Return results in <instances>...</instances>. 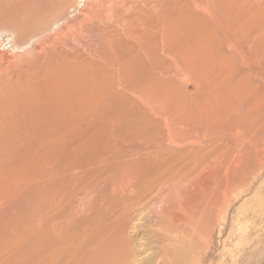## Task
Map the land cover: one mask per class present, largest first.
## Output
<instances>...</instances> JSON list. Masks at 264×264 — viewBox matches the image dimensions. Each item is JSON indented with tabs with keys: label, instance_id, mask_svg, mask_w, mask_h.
<instances>
[{
	"label": "rangeland",
	"instance_id": "1",
	"mask_svg": "<svg viewBox=\"0 0 264 264\" xmlns=\"http://www.w3.org/2000/svg\"><path fill=\"white\" fill-rule=\"evenodd\" d=\"M112 6L122 22L114 24ZM91 9L94 14H89ZM154 12L161 15L153 20L170 27L175 44L163 48L160 33L153 48L147 47L151 52L146 49L150 54L135 49L125 54L128 62L121 66L111 61V47L100 49L107 40L103 33L115 29L113 38L123 36L137 18L140 34L147 23L142 13L156 17ZM165 13L170 18L164 19ZM103 19L112 25L107 32ZM175 27L183 28L186 36L194 32L196 38L193 34L183 43ZM155 76L170 81L159 82ZM8 120L19 121L21 127ZM190 128L192 133L200 130L192 146L214 150L211 166L189 178L188 188L202 201L197 200L195 210L204 193L219 192V198L217 205L211 199L217 207L205 211L192 243L181 229L172 238L171 253L162 257L166 264H264V0H0V264H87L91 259L88 264H93L103 254L107 231L102 225L94 226L98 233L93 225L86 227L75 212L68 214L60 237L48 222L51 197L60 190L75 192L74 168L96 157L111 137H118L116 144L125 147L118 152L123 153L133 144L142 146L128 138ZM48 171H55L52 183ZM55 185L62 189H50ZM148 226L133 236L136 246L147 238L135 253L137 264H157L164 246L151 234L162 230ZM63 239L65 253L59 246ZM6 245L15 247L9 251ZM93 245L98 248L96 260L89 255Z\"/></svg>",
	"mask_w": 264,
	"mask_h": 264
},
{
	"label": "bare ground",
	"instance_id": "2",
	"mask_svg": "<svg viewBox=\"0 0 264 264\" xmlns=\"http://www.w3.org/2000/svg\"><path fill=\"white\" fill-rule=\"evenodd\" d=\"M243 2H245V1H243ZM257 3L260 4L259 2H257ZM86 6H87V4H85V8H87ZM102 7H104V6L102 5ZM102 7H100V8H102ZM88 8H89V5H88ZM123 8H125V7H123ZM112 9H114L113 6L110 10H112ZM135 9L137 10V8H135ZM94 10H95V8L93 9V11ZM107 10H109V9H107ZM95 11L98 12V10H95ZM103 11L105 14V10H103ZM117 11H119V10H116L115 14H113V10L110 11V12H112V15H111V13H109L107 11L111 15L110 17L113 18L112 20L116 19L114 21V24H115V22L118 23L119 20L121 21V19H119L120 16L118 18L119 20L117 21V15H116ZM87 12H89V11H87ZM91 12H92V9L90 10L89 14H91ZM101 12L99 11V13H101ZM107 12H106V14H107ZM260 12H262V11H260ZM92 13L94 14V12H92ZM79 14H80V12H79ZM81 14H83V13H81ZM89 14H84V17L85 18L89 17ZM165 14H163V15H165ZM160 15L158 14V12H156V13L154 12V16H156V17H153V15L151 16V15H148V14L146 15V14L142 13L141 16H144V21L147 22V23H145V22L143 23V28L141 27L142 25L140 26L143 29V32H140V34L136 33L137 24H138L135 22L137 20V18H136L135 21H133V22L130 21V23L131 22L132 23L131 24L129 23L130 24V26L128 28L129 30L126 31V33L124 32L123 36H118L117 38H113V36L110 35V33L115 31V29L113 30L114 27L111 29V30H113L112 32H110V30H108L109 32L106 31L105 28H108L112 25L109 24L110 25L109 26V25H107V23H105V21H104L105 16H104V19H103L104 24L102 26L104 27L103 31H105L107 33L106 34L103 33V34L105 35L104 36L105 38L107 37V40L105 41V43L103 42L100 45V47H101L100 49H102L104 44L107 48L111 47L110 51H111V49H112V51L108 52V54L111 58V61L115 62L121 66V64L123 65L124 63L128 62L127 60H125V54H128V53H130V52H132L138 48L141 51L146 50V49L150 48L151 46L153 48V45H155L153 43L154 38L159 36L160 33L162 34L161 35L162 38H164L163 39L164 43L162 42L163 48L167 47V45H168L167 43L171 42L172 45L175 44L174 43L175 38H174V40H172L173 36H171L172 39L169 37L170 36L169 33H172V32H170V30H171L170 27L164 25L165 23L163 24L162 27H159L157 25V22L155 23V21L153 20L154 18L159 19ZM163 15H162V17H164ZM258 15H259V13H258ZM93 16L96 17L95 15H93ZM141 16H140V19L142 18ZM165 16H166V18H164V19H167L170 15L166 14ZM94 17L92 19H95ZM171 18H173L172 20H174L176 17H171ZM178 18L179 17H177L175 21L183 20L182 18H179V20H178ZM108 21H110V18ZM141 21L143 22V20H141ZM138 22L140 23V21H138ZM190 22H186V23H190ZM124 24L126 25V23H124ZM67 25L69 26L70 24H67ZM173 25H176V24H173ZM118 26H119V24H118ZM121 26H124V25H121ZM82 27H84V26H82ZM97 27H99V26H97ZM190 27H191V29L193 28V26H191V25H190ZM120 28H122V27H120ZM125 28H124V30L127 29V28L126 29ZM139 28H138V30H139ZM175 28H177V27H175ZM181 29L183 30V28H181ZM184 29H186V28H184ZM101 30L99 29V32ZM182 30H179V31H181L180 33H182L181 36H183V38L181 37V40L184 41L183 43H186L190 39V38L188 39V37L192 36L194 34V32H192L190 30L191 33H193V34H190V32L187 30V32L190 35L186 36V34L183 35L185 32H182ZM103 31H101V32H103ZM174 31L177 32L176 29H174ZM106 35H110V36H106ZM195 36H196V34H194V36L192 38H196ZM104 37L102 39H104ZM168 38H170L171 40L169 39V41H168ZM199 38H200V36H199ZM132 39H136V40H138V42L135 44L131 41ZM209 39H211V38H209ZM166 40L168 42H166ZM196 40H198V39H196ZM200 40H201V38H200ZM196 42H199V40ZM206 42L207 41L204 42L205 45L202 42L204 46H206ZM210 42H212L211 44H213V41L210 40ZM210 42H208V43H210ZM187 44H188V42H187ZM196 45L198 46V44H196ZM178 46H179L178 49H180V44H177V47ZM183 46H185V45H183ZM186 46H188V45H186ZM201 46L202 45L200 44V47ZM175 47L176 46L174 45L173 48H175ZM181 48H182V45H181ZM189 48H191V47H189ZM171 49H170V51L168 50L169 53L171 52ZM183 49L185 50V48H182V50ZM148 50H146V51L150 54L151 50H149L150 52ZM174 50H176V49H173V51ZM164 52H166V51H164ZM124 60L126 62H124ZM158 70H159V68L157 69V71ZM160 71L161 70H159V72ZM159 75H161V74H159ZM167 75H170V73ZM160 77L161 76L156 77V80H158ZM214 77H216V76H214ZM216 78H214V80ZM163 79H164V77H163ZM167 79H168V77H166V80ZM160 80H161V78L159 79V82H160ZM168 80L166 82L170 81V80L169 81ZM162 82L164 83L165 80ZM148 88H150V87H148ZM151 91L152 90L149 89V92H151ZM17 96H19V95H17ZM222 103L223 102H221V104ZM19 114H20V112H19ZM13 121L15 123H13ZM13 124L17 125V124H19V121L10 120L9 125H13ZM6 125H7V122L4 126H6ZM13 126L15 127V125H13ZM19 126L20 125H17V127H19ZM24 126L25 125H23V127ZM17 127H15V128H17ZM24 131L27 132V130H24ZM192 132H193L192 128H190L186 132L180 131L179 133L177 132V130L174 129L169 134H167V136H165L166 134L164 135L161 133L159 136H150V137L149 136H141L140 138L139 137L138 138H136V137L130 138V139L128 138L127 140L131 141V143L140 142L142 144V146L141 145L138 146V145L133 144V146L131 148L125 149V151L123 153L118 152V150H122L125 148V147H121L119 144H116L115 141H116V139H118V137L115 138L114 140H112V137H111V139L107 143L105 141L106 145L104 146L103 149H101L100 152H98L96 157H94L90 160H87L84 163L77 165L74 168L72 175L78 179V184L76 187H74V188H77V190L75 189L76 190L75 192L70 193L67 190H60V189H62V188H60V186H62V185H60L61 181L58 180L59 181L58 183L60 185V186L58 185L60 188L58 190H60V191L56 192L57 193V195L55 194L56 196L52 193L54 195V197L53 196L51 197L52 200L50 202V206H49V204L47 205L50 207V211H49L50 213L48 215V222L52 225L53 230L55 232L56 231L59 233L61 232L60 237H62V235L64 233L63 232L64 228L66 227L65 226L66 222L69 221V220L67 221L68 214H71V213L74 214L75 212L76 213L78 212V214H79L78 216L83 217L82 219H84V220H82V222L84 223V225H86V227H88L90 224L93 225V227L95 225H100V227L103 226L104 229L107 231V236L104 238L105 240H104V243L102 244V248H101L102 251L100 252L103 254H101L97 258V261H94L93 264H137L135 253L140 251L138 248L144 247L143 245H145V244H143V243H145V240H144L145 236H143V238L141 239V242L138 246L135 245L136 242H134L133 236L134 235L137 236L142 231V227L144 225L145 226L147 225V227H149L148 224L150 226L152 224L154 226V228H160L163 232L162 233L160 231H157L156 229H154V230L150 229L151 234L154 235V237L156 238V242H159L161 244L163 243L162 245H164L162 247V249H160L162 251H161V253H159V254H161L160 258L159 259L157 258L158 259L157 264H166V260L162 256L166 257L171 253L170 247L172 245V240H173L172 238L174 236H177L176 233L179 232V230L184 229L187 233V236H188V237H186L188 239L187 241L189 244H191L192 243V236L194 235L196 228L198 227V231H201L200 223H201V221H203V219L205 217H207L205 214V211H207V210L210 211L212 208L216 209V207H217L216 206L217 205L216 200L219 198V196H218L219 192H216L213 194H211L210 192H208V194L204 193L206 195L204 198V202L199 204V209L195 210L196 203H198L197 202L198 198L196 197V195L195 196L193 195V193L191 191L192 188H190V189L188 188L189 178L192 176L194 171L197 170V172H198V170H200L201 167H203V169H204V168L211 166L210 162H212V161L210 158L213 155L214 150L208 149V150L204 151L201 148L196 147L195 145L192 146L191 143L195 139L194 134H196L197 132L200 133V130L198 129L195 133H192ZM15 136L17 137V135H15ZM202 138H204V137H202ZM101 140H103V139H101ZM168 140L170 141V143H169L170 146L165 145L166 141H168ZM181 141H184L183 147H177V143L181 142ZM55 147H56V145H55ZM83 150L80 153H86V152H83ZM86 150H88V149H86ZM73 152H71V153L74 154ZM216 157H218V156H216ZM87 159H88V157H87ZM239 159H240V157H239ZM80 162H81V160H80ZM60 168L61 167H59V169ZM63 168H64V166H63ZM63 168H61V170H63ZM203 169H201V170H203ZM233 170H234V167H233ZM53 172H49L48 174L50 175L52 173L51 176L54 178L55 175H53V174H55V171H53ZM57 172H56V174H59V172L58 173ZM199 172H201V171H199ZM63 173H65V172H63ZM194 174L196 175V173H194ZM60 175H61V173H60ZM215 176H216V174H215ZM211 177H209V178H211ZM53 178H52V180L51 179L48 180L49 181L48 183H52L55 180V178L54 179ZM214 178H216V177H214ZM46 179H47V177H46ZM218 179L220 181L222 180L221 173L218 174ZM50 181H52V182H50ZM41 182L39 184H41ZM55 182H57V181H55ZM45 183L48 184L47 181ZM218 183H219V181H218ZM69 185H70V183H69ZM55 186H54V188H50V189H53V190L57 189L58 186H56V187ZM50 187H51V185H50ZM52 187H53V185H52ZM208 187H209V185H208ZM220 187L217 189H220ZM207 189L208 188H206L205 192H207ZM53 190H51V191H53ZM54 193H55V191H54ZM212 198H213L214 203L216 205L213 204V206H212V204H211ZM200 199H203V197L202 198L200 197ZM199 202H202V201L200 200ZM47 206H46V208H47ZM196 216H198V217L196 218ZM42 217H40V218H42ZM142 221H144V222H142ZM145 221H148V222L145 223ZM39 222H41V220ZM87 223H89L88 226H87ZM42 225L44 226V224H42ZM39 227H40V225H39ZM65 231H67V230H65ZM89 231L91 232L92 230H90V228H89ZM89 231H87L86 233L88 234ZM95 231H97L96 228H95ZM92 232H94V231H92ZM97 233H98V231H97ZM97 233H94V234L92 233V234L95 235ZM83 234L85 235V233H83ZM83 234H82V236H84ZM201 234L203 235L204 233L202 232ZM89 235H87V236H89ZM93 235H92V237H93ZM90 237H91V235H90ZM57 238H59V237H57ZM81 238H80V243H81L80 245H82V244L84 245L86 243L85 239H82V241H81ZM145 239H147V238H145ZM101 240H103V239H101ZM65 241H66L65 239L59 241V242H61L60 243L61 245H59V246H60V249H62V250L65 249ZM68 241H69V239H68ZM156 242L154 241V243H156ZM96 243H99V242L96 241ZM96 243H95V245H96ZM165 243H167L169 245H165ZM92 244H93V242H92ZM95 245H93L95 247V250H93V252H89V255H93L94 259L97 257L96 254H98V252H97L98 248ZM162 245H160V246H162ZM97 246H99V244ZM5 247H7V245ZM8 247H9L8 250L10 251V248L12 247V245L8 246ZM14 247H12L11 249H13ZM48 247H49V245H48ZM86 247L87 246H85V248ZM85 248H84V250H85ZM87 248H89V247H87ZM90 248H92V247L90 246ZM46 249H48V248L46 247ZM38 250H36V251H38ZM41 251H42V249H41ZM87 251H89V250H87ZM104 251L106 252V254L108 253V257L106 255H104V253H105ZM62 253H65V250ZM48 254H50V253H48ZM50 255H47V256H50ZM53 255H55V253ZM62 255H64V254H62ZM61 257H63V256H61ZM61 257L58 256L59 259ZM44 258L45 257L43 256V259ZM43 259H41V260H43ZM83 259H84V257H83ZM45 260H49V259H45ZM54 260L57 261L58 259H54ZM91 261H92V259H91ZM91 261H88L87 264L90 263ZM47 262H49V261H47ZM61 264H67V262H63Z\"/></svg>",
	"mask_w": 264,
	"mask_h": 264
}]
</instances>
